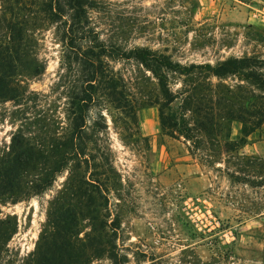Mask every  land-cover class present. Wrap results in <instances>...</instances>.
I'll list each match as a JSON object with an SVG mask.
<instances>
[{
    "label": "rangeland",
    "instance_id": "rangeland-1",
    "mask_svg": "<svg viewBox=\"0 0 264 264\" xmlns=\"http://www.w3.org/2000/svg\"><path fill=\"white\" fill-rule=\"evenodd\" d=\"M39 2L0 0V45L10 43L15 21L28 35L25 59L40 68H18L14 78L23 93L0 100V153L18 131L48 145L69 128L67 90L75 77L61 64L56 24L44 19ZM91 11L101 38L121 47L147 46L186 64L243 56L264 60V0H94ZM108 61L123 78L134 109L103 98L89 121L101 120L99 110L103 114L107 128L100 144L120 174L109 207L121 220L118 244L126 264H264V123L245 135L242 122L230 121V138L244 135V144L212 162L200 159L189 150L190 141L161 130L156 78L134 59ZM183 79L174 74L172 87L180 88ZM221 82L233 89L237 103L262 94L235 75ZM205 146L217 144L204 141ZM64 178L58 176L44 194L0 201V217L17 222L6 263L20 264L34 250L48 226L49 200Z\"/></svg>",
    "mask_w": 264,
    "mask_h": 264
},
{
    "label": "trees",
    "instance_id": "trees-1",
    "mask_svg": "<svg viewBox=\"0 0 264 264\" xmlns=\"http://www.w3.org/2000/svg\"><path fill=\"white\" fill-rule=\"evenodd\" d=\"M93 7L94 0H40L38 5L44 19L56 24L61 64L75 77V83L67 90L66 132L47 145L18 131L0 153V201L15 203L44 194L58 176L65 175L49 200L48 226L20 264H92L102 258L109 259L110 264L128 261L118 244L121 220L109 207L120 174L100 144L106 122L100 110L101 120L89 121L90 112L99 108L103 98L117 101L129 111L134 109L123 78L108 59H134L156 78L161 93L156 101L161 130L190 141L189 150L200 159L212 162L216 154L244 144V135L238 140L230 138V121L242 122L244 130L247 128L245 135L264 123V60L243 56L186 64L147 46L121 47L101 38L92 26ZM10 26V43H1L3 48L0 45V100L15 99L23 93L22 84L14 78L18 68L26 64L40 72L36 63L32 64L34 59H25L22 43L28 35L21 33L23 28L15 21ZM174 74L184 76L177 89L172 87ZM230 75L253 84L262 94L235 102L233 89L221 82ZM211 140L216 148L201 147ZM16 230V219L0 217V264H10L6 263L10 262L8 243Z\"/></svg>",
    "mask_w": 264,
    "mask_h": 264
}]
</instances>
